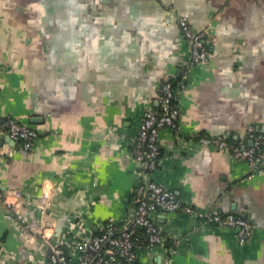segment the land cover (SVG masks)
<instances>
[{"label": "crops", "instance_id": "1", "mask_svg": "<svg viewBox=\"0 0 264 264\" xmlns=\"http://www.w3.org/2000/svg\"><path fill=\"white\" fill-rule=\"evenodd\" d=\"M180 14L208 29L210 54L180 98L178 129L161 131L153 175L195 206L247 216L254 234L240 244L232 229L161 216L183 234L170 263L264 264V171L196 141L241 144L249 124L264 128V0H0V112L39 132L30 150L0 132V193L20 189L36 214L50 193L47 217L80 213L87 234L120 220L139 180L129 136L188 59ZM43 246L0 199V264H36Z\"/></svg>", "mask_w": 264, "mask_h": 264}, {"label": "built area", "instance_id": "2", "mask_svg": "<svg viewBox=\"0 0 264 264\" xmlns=\"http://www.w3.org/2000/svg\"><path fill=\"white\" fill-rule=\"evenodd\" d=\"M176 22L187 44L188 59L174 76L160 82L157 103L143 110L139 123L129 136V152L137 163L135 171L139 180L134 187L132 204L120 220L107 221L98 232L87 234L78 223L80 213L67 212L61 232L54 235L55 221L47 217L51 216L47 208L52 198L50 193H43V199L33 204L37 214L28 210L29 200L20 189H6L0 193V199L15 213L26 234L44 242L40 248L41 258L36 264H45L47 244L51 247L48 264H155L154 247H161L167 253L162 264H171L170 256L183 234L174 229L171 220L163 221L161 216L173 213L189 215L217 228L232 229L240 244L251 242L254 225L247 216L195 206L177 197L153 175L160 164L161 131L164 128L178 129L180 98L187 89L194 67L207 60L210 54L206 27L195 28L191 20L181 14L177 15ZM2 69L0 66V73ZM0 132L20 142L26 150L32 149L39 136L34 127L22 123L12 114L1 112ZM247 140L252 143L246 144ZM196 141L213 148L228 149L233 158L245 160L251 172L264 171V128L255 124L245 128L241 144L209 134H197ZM51 237L55 239L53 244L49 242Z\"/></svg>", "mask_w": 264, "mask_h": 264}, {"label": "water", "instance_id": "3", "mask_svg": "<svg viewBox=\"0 0 264 264\" xmlns=\"http://www.w3.org/2000/svg\"><path fill=\"white\" fill-rule=\"evenodd\" d=\"M1 133H2L1 135H6V139H7L10 143H14V142H15L13 139H11V138L9 137V135H8L7 133H5V132H4V133L1 132ZM251 143H252L251 140H249V141L247 142L248 145L251 144ZM66 214H67V213L64 212V213H62V214L60 215V217L58 218V220H57V224H56V226H55V234H54V235H59V233L61 232L62 226H63L64 221H65ZM247 218H248V217H247ZM248 219L250 220V218H248ZM250 221H251V220H250ZM54 241H55L54 237H51V238L49 239V242H50L51 244H53ZM50 252H51V247H50V245L47 244L46 249H45V253H44V263H45V264H48L47 259H48V255L50 254Z\"/></svg>", "mask_w": 264, "mask_h": 264}, {"label": "trees", "instance_id": "4", "mask_svg": "<svg viewBox=\"0 0 264 264\" xmlns=\"http://www.w3.org/2000/svg\"><path fill=\"white\" fill-rule=\"evenodd\" d=\"M200 134H204V133L200 132ZM231 140L234 141L233 139H231Z\"/></svg>", "mask_w": 264, "mask_h": 264}]
</instances>
